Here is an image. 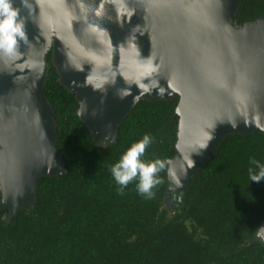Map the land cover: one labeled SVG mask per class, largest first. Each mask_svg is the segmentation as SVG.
<instances>
[{
  "label": "trees",
  "instance_id": "trees-1",
  "mask_svg": "<svg viewBox=\"0 0 264 264\" xmlns=\"http://www.w3.org/2000/svg\"><path fill=\"white\" fill-rule=\"evenodd\" d=\"M264 17V0H241L236 23ZM43 95L55 124L61 174L41 175L34 200L8 218L0 175V264H264V131L226 134L192 174L178 206H165L168 165L177 153L180 96L139 99L117 126L115 139L96 143L80 114L77 93L61 80L53 50ZM145 135L144 161L162 160L161 183L146 198L137 180L121 189L111 167ZM1 172V170H0ZM1 174V173H0ZM8 218V219H7Z\"/></svg>",
  "mask_w": 264,
  "mask_h": 264
},
{
  "label": "water",
  "instance_id": "water-1",
  "mask_svg": "<svg viewBox=\"0 0 264 264\" xmlns=\"http://www.w3.org/2000/svg\"><path fill=\"white\" fill-rule=\"evenodd\" d=\"M240 1L11 0L27 39L18 40L13 54L0 53V122L14 141L1 181L25 185L35 165L51 171V162L56 161L53 157L43 162L31 96L33 72L44 69L42 49L55 28V37L68 48L85 90L70 82L69 86L60 72L61 80L77 91L80 114L101 146L116 137L123 118L117 124L110 119L136 64L146 65L174 90L172 96H180L177 114L185 134L179 136L172 161L183 160L182 168L189 172L185 186L223 120L248 124L244 133L264 131V17L237 24ZM57 51L59 55L58 43ZM84 98L91 102L92 113L82 109ZM109 134L110 142L99 143V135ZM169 170L170 165L168 177ZM28 192L33 201V185L21 191L26 196ZM5 195L11 196L7 188Z\"/></svg>",
  "mask_w": 264,
  "mask_h": 264
},
{
  "label": "rangeland",
  "instance_id": "rangeland-1",
  "mask_svg": "<svg viewBox=\"0 0 264 264\" xmlns=\"http://www.w3.org/2000/svg\"><path fill=\"white\" fill-rule=\"evenodd\" d=\"M57 28L52 32L51 37H49L48 42L44 45L42 49V65L43 68L47 66L45 56L46 53L52 49L56 64L62 73L63 80L68 83H72L81 88V91H84V87L81 84L79 77L77 76L76 66L74 60L69 53L66 45L59 39L57 41ZM62 42V43H61ZM57 43L61 50L58 55L57 51ZM38 67V66H37ZM42 67L35 68L32 75V103L35 109V112L38 116L40 128H39V138L42 143L43 154H45V158L43 160L44 163H48L53 157L56 158V161L53 160L51 162V171H48L41 165H35L32 169L30 180L25 185L13 184L6 185L3 181H1L3 198L2 204L8 208L9 214H15L20 207L26 204H30L31 201V193L28 192L27 196L23 195L21 191L23 189L28 188L33 185V196L37 184V180L41 175L44 174H53L58 175L59 173H63L64 167L62 162L59 160L58 155L55 150V128L51 117V110L49 103L42 96V80H43V71ZM69 84V83H68ZM69 86H72L69 84ZM174 90L169 88L167 84L155 78L150 69L144 64H136L130 71V76L128 79V87L124 93V96L117 106V108L113 111L110 122L119 123V121L129 112L131 107L135 104L139 99H159V98H167L174 95ZM77 92V91H76ZM82 109L84 108L86 111L92 113L93 106L89 99H83ZM246 123L238 122L234 120L225 119L220 123V126L214 133L210 145L208 146L210 149L205 153L204 160L200 162L198 166L194 168L192 173H195L198 168L205 162L217 149L222 138L232 132L244 133L247 127ZM245 127V128H244ZM102 134V132L100 131ZM185 134V129L180 125L179 136ZM113 139L111 134L107 136L99 135L97 140L99 143H108ZM14 141L10 130L6 127V125L0 122V170L4 169V166L9 162V158L13 152ZM62 164V167L58 164ZM36 162V160H34ZM33 162V163H34ZM58 162V163H57ZM170 170H169V178H170V188L169 193L166 199L165 206L169 209H173L175 206H178L181 197L183 196L185 190V178L188 176V171L183 170L182 162L183 160L169 161ZM1 173V172H0ZM2 175V173H1ZM184 186V189H183ZM8 189V192H11V196L5 195V189ZM34 198V197H33ZM8 215V218L10 217ZM7 218V219H8ZM264 242V240H262Z\"/></svg>",
  "mask_w": 264,
  "mask_h": 264
},
{
  "label": "clouds",
  "instance_id": "clouds-1",
  "mask_svg": "<svg viewBox=\"0 0 264 264\" xmlns=\"http://www.w3.org/2000/svg\"><path fill=\"white\" fill-rule=\"evenodd\" d=\"M23 2V0H22ZM18 10L12 6L11 0H0V53L11 55L15 52L18 40L26 41L23 23L17 21ZM151 143V137L145 135L132 144L111 167V173L116 183L123 189L137 180V190L146 198L154 196L153 188L161 183L159 173L165 169L162 160L144 161L142 156ZM259 171L249 169L250 180L259 182L264 179V165L254 158L250 161ZM256 237L264 240V226L256 229Z\"/></svg>",
  "mask_w": 264,
  "mask_h": 264
}]
</instances>
